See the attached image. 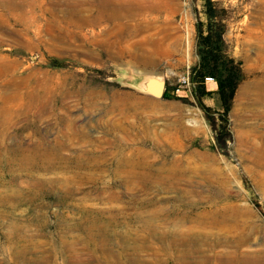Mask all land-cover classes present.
I'll return each mask as SVG.
<instances>
[{
    "label": "rangeland",
    "instance_id": "374dc122",
    "mask_svg": "<svg viewBox=\"0 0 264 264\" xmlns=\"http://www.w3.org/2000/svg\"><path fill=\"white\" fill-rule=\"evenodd\" d=\"M213 2L242 70L222 149L201 0H0V264H264V0Z\"/></svg>",
    "mask_w": 264,
    "mask_h": 264
},
{
    "label": "trees",
    "instance_id": "16d2710c",
    "mask_svg": "<svg viewBox=\"0 0 264 264\" xmlns=\"http://www.w3.org/2000/svg\"><path fill=\"white\" fill-rule=\"evenodd\" d=\"M202 20L195 22L194 49L197 60L190 71V97L203 111L206 123L212 129L215 146L222 149L229 138L228 116L232 97L242 79L239 60L230 55L225 46V21L222 10L215 8L213 0H201ZM215 82L213 90L205 88V80ZM163 97L178 98L180 95L170 94L164 86ZM214 96L218 108L212 109L203 104L204 98Z\"/></svg>",
    "mask_w": 264,
    "mask_h": 264
},
{
    "label": "bare ground",
    "instance_id": "6f19581e",
    "mask_svg": "<svg viewBox=\"0 0 264 264\" xmlns=\"http://www.w3.org/2000/svg\"><path fill=\"white\" fill-rule=\"evenodd\" d=\"M103 2L107 1V0H102ZM31 3V2H30ZM161 81L157 82L158 84H160ZM256 87L258 89H264V81L263 82H259L256 84ZM255 88V87H254Z\"/></svg>",
    "mask_w": 264,
    "mask_h": 264
}]
</instances>
